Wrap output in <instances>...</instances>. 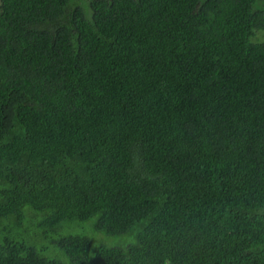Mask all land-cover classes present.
<instances>
[{"label":"trees","instance_id":"trees-1","mask_svg":"<svg viewBox=\"0 0 264 264\" xmlns=\"http://www.w3.org/2000/svg\"><path fill=\"white\" fill-rule=\"evenodd\" d=\"M264 5L0 1V264H264Z\"/></svg>","mask_w":264,"mask_h":264},{"label":"rangeland","instance_id":"rangeland-1","mask_svg":"<svg viewBox=\"0 0 264 264\" xmlns=\"http://www.w3.org/2000/svg\"><path fill=\"white\" fill-rule=\"evenodd\" d=\"M263 5H264V0H257V6L263 7ZM252 39L253 41H264V31L263 30L256 31Z\"/></svg>","mask_w":264,"mask_h":264},{"label":"flooded vegetation","instance_id":"flooded-vegetation-1","mask_svg":"<svg viewBox=\"0 0 264 264\" xmlns=\"http://www.w3.org/2000/svg\"><path fill=\"white\" fill-rule=\"evenodd\" d=\"M1 1V0H0Z\"/></svg>","mask_w":264,"mask_h":264}]
</instances>
